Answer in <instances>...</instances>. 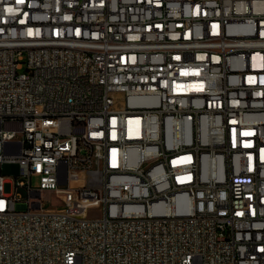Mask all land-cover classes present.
<instances>
[{"label":"built area","instance_id":"1","mask_svg":"<svg viewBox=\"0 0 264 264\" xmlns=\"http://www.w3.org/2000/svg\"><path fill=\"white\" fill-rule=\"evenodd\" d=\"M0 264H264V0H0Z\"/></svg>","mask_w":264,"mask_h":264},{"label":"rangeland","instance_id":"2","mask_svg":"<svg viewBox=\"0 0 264 264\" xmlns=\"http://www.w3.org/2000/svg\"><path fill=\"white\" fill-rule=\"evenodd\" d=\"M20 164L16 161H6L3 163L2 172L7 176L8 179L16 178L19 175ZM30 183L32 187L40 186V177L38 175H33L30 178ZM12 190V183L10 181L5 183V191L10 192ZM19 194L22 196H26V190L24 188H19ZM42 198L46 202L47 205H58L60 206L61 200L59 198V194H57L54 190H43ZM99 206L92 207L90 209V214H98Z\"/></svg>","mask_w":264,"mask_h":264},{"label":"snow or ice","instance_id":"3","mask_svg":"<svg viewBox=\"0 0 264 264\" xmlns=\"http://www.w3.org/2000/svg\"><path fill=\"white\" fill-rule=\"evenodd\" d=\"M18 2H21V0H18ZM9 11H11V9H9Z\"/></svg>","mask_w":264,"mask_h":264}]
</instances>
